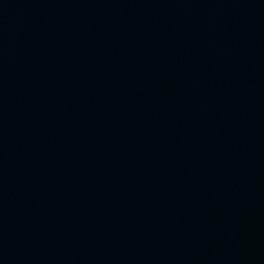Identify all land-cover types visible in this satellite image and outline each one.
Segmentation results:
<instances>
[{
	"label": "water",
	"instance_id": "1",
	"mask_svg": "<svg viewBox=\"0 0 264 264\" xmlns=\"http://www.w3.org/2000/svg\"><path fill=\"white\" fill-rule=\"evenodd\" d=\"M0 264H264V0H0Z\"/></svg>",
	"mask_w": 264,
	"mask_h": 264
}]
</instances>
